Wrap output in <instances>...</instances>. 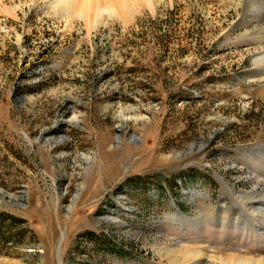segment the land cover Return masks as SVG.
Instances as JSON below:
<instances>
[{"label": "rangeland", "instance_id": "rangeland-1", "mask_svg": "<svg viewBox=\"0 0 264 264\" xmlns=\"http://www.w3.org/2000/svg\"><path fill=\"white\" fill-rule=\"evenodd\" d=\"M25 11L0 14V264L264 260L262 230L223 226L233 189L264 187V0L92 35Z\"/></svg>", "mask_w": 264, "mask_h": 264}, {"label": "clouds", "instance_id": "clouds-1", "mask_svg": "<svg viewBox=\"0 0 264 264\" xmlns=\"http://www.w3.org/2000/svg\"><path fill=\"white\" fill-rule=\"evenodd\" d=\"M173 0H0V14L5 10H26L30 13L38 5L45 15L66 29L89 35L101 29L116 27L127 31L146 15H155L171 6Z\"/></svg>", "mask_w": 264, "mask_h": 264}, {"label": "bare ground", "instance_id": "bare-ground-1", "mask_svg": "<svg viewBox=\"0 0 264 264\" xmlns=\"http://www.w3.org/2000/svg\"><path fill=\"white\" fill-rule=\"evenodd\" d=\"M263 61L264 55L256 56L254 59V62L257 65L263 63ZM258 161L259 160H257L256 163ZM232 192L235 195V200L237 204L236 207L241 210L244 216L236 214L239 217L237 221L236 219L232 220L231 218H229L228 220H225V222H223V226H226L228 229L230 227L235 228L237 226V228L239 227L240 229L244 230L253 229L255 232L257 230H262V234H264V201L261 200L264 197V187H261L259 190L253 189L249 191H239L233 189ZM259 198H261L260 202L258 201ZM255 216L258 217L255 218ZM204 250L206 249L203 247H193L185 244L181 245L178 248L159 247L158 249H156V252L158 253V255L169 260L173 264H264L263 258L253 259L251 257L240 256L238 254L233 253L210 255L205 253Z\"/></svg>", "mask_w": 264, "mask_h": 264}, {"label": "water", "instance_id": "water-1", "mask_svg": "<svg viewBox=\"0 0 264 264\" xmlns=\"http://www.w3.org/2000/svg\"><path fill=\"white\" fill-rule=\"evenodd\" d=\"M11 196H12V195H8V200H9L10 202H12V203H16V202H17V197L11 199Z\"/></svg>", "mask_w": 264, "mask_h": 264}]
</instances>
